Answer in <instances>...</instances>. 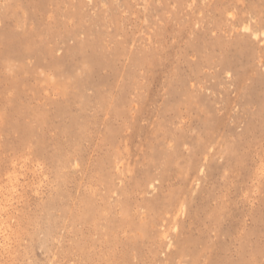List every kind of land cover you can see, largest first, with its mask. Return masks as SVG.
<instances>
[{
  "label": "rangeland",
  "instance_id": "1",
  "mask_svg": "<svg viewBox=\"0 0 264 264\" xmlns=\"http://www.w3.org/2000/svg\"><path fill=\"white\" fill-rule=\"evenodd\" d=\"M0 264H264V0H0Z\"/></svg>",
  "mask_w": 264,
  "mask_h": 264
},
{
  "label": "bare ground",
  "instance_id": "2",
  "mask_svg": "<svg viewBox=\"0 0 264 264\" xmlns=\"http://www.w3.org/2000/svg\"><path fill=\"white\" fill-rule=\"evenodd\" d=\"M245 27L249 28L248 26H245Z\"/></svg>",
  "mask_w": 264,
  "mask_h": 264
}]
</instances>
